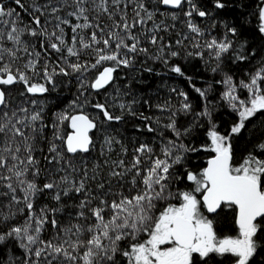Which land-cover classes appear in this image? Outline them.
Wrapping results in <instances>:
<instances>
[{"label":"trees","instance_id":"obj_1","mask_svg":"<svg viewBox=\"0 0 264 264\" xmlns=\"http://www.w3.org/2000/svg\"><path fill=\"white\" fill-rule=\"evenodd\" d=\"M48 2L49 0H21V7L14 0H0V3H3L6 8L15 10L13 17H5V19L15 20L17 27L24 28L25 25H28L31 28H36L37 26L31 20L32 16L36 15L40 16L41 27L47 28L51 32L56 21L52 19L50 8L45 11L44 15H41L33 7L34 5L43 6ZM68 2L71 4V0ZM192 2L208 15L200 17L193 12L192 17H187L185 15L189 10L187 0L177 9L162 7L161 0H143L148 11L153 13V17L151 20L145 18L143 24H137L132 29V34L139 40L138 49H147V51L131 53L126 49H121V55L129 56L131 64L116 66L115 62L106 61L97 69H90L84 73L83 78L86 83L83 89H81L78 79L80 73H72L69 69V75L59 74V66L67 68V65L60 60V56L67 55L66 53L61 54L50 49L49 41L44 36L34 37L27 33L22 36V40L27 43L30 52L40 53L39 63L36 65V72L40 75H35L31 70L25 69L24 65L32 57L23 51L18 52L19 59L13 65V70L15 71V68L19 67L21 71H26L29 76L33 77L30 82L46 83L49 88L46 93L32 94L26 92V86L20 82L2 86L6 93L7 108L2 106L0 113L8 111L11 115L12 111H16L17 116H23L24 113H21L19 109L25 108L29 116L38 111L42 116V121H36L34 124L36 132H33L32 126L17 125L29 138L27 143L32 145V155L37 161L35 167L40 170L39 175L35 177L29 171L26 179L34 180L40 187L53 179L59 183L60 177L65 174H68L70 179L76 182L81 179L85 180V192L69 191L68 195H64L63 190L68 185L60 184L59 189L45 190L35 197L34 210L56 209L55 212H47L48 222L40 234L41 240H51L53 243L59 244L68 238L63 231L65 228L75 224L86 228L94 223V218L88 208L98 206L101 198L111 201L118 199L120 193L125 196L134 195L136 190L142 186L139 179L135 188L131 185L130 180L134 171L128 173L123 181L119 177H112L109 174L113 170L123 171V168L116 167L113 162L123 160L124 166L130 167L133 157L136 155L135 149L141 144H147L153 148L152 155L154 156L161 155V145L169 140L183 144L189 149H196V151L178 153L183 157L182 161L170 169L167 181L168 190L173 195L165 200L155 202L156 215L169 204L179 205L181 199L178 193L191 191L195 187L193 182L187 180V172H201L206 166L207 159L214 154L209 150L211 144L210 138L207 136L208 119L197 115L205 107L211 112L216 131L224 136H230L234 166L242 163L249 152L256 151L255 145L264 142V110L258 111L255 116L249 118L240 133L231 134V127L238 122V112L223 98V93L226 91L223 80L226 75L231 76L237 85L235 94L239 99L248 100L251 96L247 89L239 87V82L242 80L248 82L249 75L264 62V33L259 31L261 24L259 11L264 0H220V3L225 5L223 8L216 7V0H192ZM52 3L59 6L58 0H52ZM126 3V9L124 3H121L120 8L126 10L131 22L134 16V3L133 0H126ZM108 5L109 11H113L112 0H108ZM84 6L90 9L86 13L89 22L99 23L101 27H106V30L113 25V20H110L107 15L92 10L90 0ZM73 10V7L65 6L58 15L69 19L71 24L83 23V19L77 20L75 17L67 16V13ZM15 14H18V19ZM141 15L143 16L144 13L142 12ZM114 20L120 22V15H116ZM189 20L202 30V35L194 33L188 28ZM157 25L159 27H156ZM61 26L64 28L65 39L70 44L71 25ZM233 27L237 30L235 35L228 33V29ZM0 28L5 32L10 30L3 24H0ZM91 31L93 29H84L82 32L78 30L86 41ZM226 34L227 38L232 41V48L222 54L219 61L210 58L209 50L204 47L205 41L213 38L219 41ZM97 35L98 37L100 35L98 30ZM153 35L157 37L156 44L150 43V38ZM177 40H181L182 43L176 44ZM41 42H43V48H41ZM126 42L133 43L131 40ZM196 42H199L200 48L194 47ZM3 43L6 47H12V43L7 40H4ZM241 44L244 45L242 49H240ZM99 47H103V45H99ZM112 47L114 48L115 45L112 44ZM173 51L178 55L171 56L170 53ZM89 52L88 49L81 50L79 60L95 63V57ZM197 53H203V55ZM238 53L244 55L246 59H237ZM76 61L77 57L69 58V63ZM45 63L49 65L50 71L52 68L56 69V74L53 76L54 86L44 80L42 70ZM217 63H219V67L213 72L212 68L216 67ZM106 65L116 68L112 82L104 89H92L91 82ZM174 66H179L182 74L173 72L171 69ZM261 86L264 87V84ZM195 88L204 90L205 95L201 97ZM181 93L187 95L186 101ZM33 101L37 103L33 104ZM73 101H76L79 107H71ZM185 102L191 105V110L188 112L182 110V104ZM97 103L105 104L112 115H120L123 118L120 121H107L100 110L94 107ZM121 104L125 105L123 109L119 107ZM164 105L167 107L163 108ZM81 111L93 119L97 127L91 130L92 143L89 146V151L69 153L64 144L65 136L70 131L69 120L59 123L57 129H53L52 125L60 113L66 112L73 115ZM173 114L178 130L183 133L184 129H191L186 135L182 134L180 137H176L170 128L165 127L170 123L169 117H172ZM41 124L44 125L42 130ZM149 126L152 128L151 131H149ZM57 134L63 139H55ZM106 139H111L110 146L105 143ZM16 143L20 145L19 155L24 159L27 153L23 138L17 137ZM52 143L57 146V151L63 156V160L49 162L51 156L54 155L49 151ZM125 149L126 151H124ZM174 154L176 153L174 152ZM260 158L264 159V156ZM141 160L140 167L142 169L149 166V161L143 155ZM56 169H64V171H55ZM85 171L87 177L84 175ZM93 175L96 176L95 179H92ZM100 183L104 184L103 189L98 187ZM5 191L7 189L0 186V193ZM57 191L61 193L59 201L54 199ZM17 195H22L19 189ZM201 196L202 194H197L198 199ZM91 197H96V199H91L88 208L80 209V202ZM7 203L8 200L0 196V210L7 212L8 209L4 207ZM16 207L23 208L24 206L21 204ZM80 211L85 212V217L78 216ZM201 211L213 221V228L218 239L239 236L235 205L222 204L215 213H208L201 206ZM27 215L28 210L24 208L23 213L18 212L14 218L0 222V232H6L11 227L22 224ZM108 215L109 213L106 211V218ZM53 218L57 221L55 228L51 224ZM257 223L260 225V230L254 237L257 242V251L250 259L249 264H264V218H260ZM75 232L76 229L73 228L72 234H70L72 240L77 239ZM88 235L87 232H81L79 239L86 240ZM141 238L146 239L147 235L142 233ZM121 246L126 245L122 242ZM36 247L37 245H32L33 250ZM69 251L73 250L69 249ZM83 251L81 249L78 254L75 252L73 254L82 256ZM10 258L14 264H24L26 258L25 250L19 247V242L13 238H8L5 242L0 243V262L9 264ZM36 259L32 256L28 260V264H32ZM60 259L64 258L61 256ZM39 260L40 264H45L44 256ZM193 260L194 264H233L236 257L231 254L210 253L208 257L201 258L198 254H193ZM53 264L56 262L53 261ZM65 264H69V262L66 261ZM76 264H83V262L78 260ZM117 264H124V258L119 257Z\"/></svg>","mask_w":264,"mask_h":264},{"label":"snow or ice","instance_id":"obj_2","mask_svg":"<svg viewBox=\"0 0 264 264\" xmlns=\"http://www.w3.org/2000/svg\"><path fill=\"white\" fill-rule=\"evenodd\" d=\"M21 6V0H14ZM164 5H172L180 7L185 0H161ZM189 10L185 13L187 17H192L195 12L200 17L208 15L203 10L197 8L192 0H187ZM89 3V0H58V5L53 4L49 0L48 4L40 6L34 5V10L44 15L45 11L50 8L52 19L56 21L53 30L49 32L47 28L41 27L40 16L33 15L31 20L36 28H31L25 25L24 28H19L15 20H6L5 17H13L15 10L8 9L3 3H0V24L6 25L10 30L5 32L0 28V106L7 108L6 93L2 86H10L17 82L23 83L26 86V92L32 94H43L49 91L46 83H35L33 77L29 76L26 71H21L19 67L13 70V65L19 59L18 52L23 51L28 56L32 57L24 65L25 69L31 70L35 75H40L36 72V65L39 63V52L29 51L28 45L22 40V36L27 33L31 36H44L48 41V47L57 53H66L61 55L60 60L67 65V68L59 66V74L69 75V69L72 73H80V87H85L84 73L90 69H97L106 61L115 62L116 66L131 64V58L127 55H121V49H126L131 53L137 51L146 52L147 49H138L139 40L132 34V29L137 24L145 23V18L151 20L153 13L148 11L143 3V0H133L134 16L131 22L128 19L126 8V0H112L113 11H109L108 0H90L92 10L108 16L113 20V25L110 28L101 27L99 23L89 22V17L86 15L89 8L84 5ZM124 3L125 9H121L120 5ZM65 6L73 7L74 10L67 13L69 17H75L77 20L83 19V23L71 24L69 19H64L58 13ZM225 5L216 0V7L223 8ZM144 13L142 16L141 13ZM18 19V14H15ZM120 15V22H116L114 17ZM98 19V17H97ZM259 19L262 22L259 31L264 33V7L260 8ZM61 25H71V41L65 39L64 28ZM156 27H159L158 25ZM188 28L197 34L202 35V30L193 24L190 20ZM39 29V31H38ZM93 29L87 41L78 30ZM99 32V37L97 35ZM236 28H229L228 33L236 34ZM107 37V38H105ZM7 40L12 43V47H6L3 43ZM131 40L129 44L126 41ZM150 43L156 44L157 37L151 36ZM181 40H177L176 44H181ZM112 44L115 47H112ZM79 45V47H77ZM103 45V47H99ZM240 45V49L243 48ZM41 42V48H43ZM194 47L200 48L199 42L194 44ZM204 47L209 50L210 58L219 61L222 54L227 53L232 48V41L227 38V34L221 40L213 38L205 41ZM83 49L90 50L89 54L95 57V63L88 61L81 62L79 60L80 51ZM214 50V51H213ZM46 51V50H45ZM163 51V49H161ZM203 55V53H197ZM171 56L178 55L177 52H171ZM70 57H77V61L69 63ZM159 58V57H158ZM239 60H244L246 57L242 54L236 56ZM167 62V61H165ZM219 67L212 68L215 72ZM175 73L182 74L179 66H174L171 69ZM115 67H104L99 71L90 84L92 89H104L113 80ZM44 80L47 83L53 84V76L56 74V69L49 70V65L45 63L42 70ZM223 83L226 85V91L223 93V98L226 99L231 107L238 112V122L231 127V134H238L245 127V122L255 116L258 111L264 110V62L260 64L250 75L248 82L240 81L239 87L247 89L251 96L245 101L239 99L235 94L237 85L234 83L231 76H225ZM195 91L201 97L205 95V91L195 88ZM185 101L187 95L181 93ZM37 103L36 101L32 102ZM71 107H79L76 101H73ZM99 109L107 121H120L123 117L120 115L114 116L111 114L105 104L97 103L94 105ZM121 109L124 104L119 105ZM161 107V106H158ZM164 105L163 108H166ZM130 110V106H129ZM182 110L188 112L191 110V105L187 102L182 104ZM19 111L24 113L23 116H17L16 111H12L9 115L8 111L0 113V186L7 191L0 193V196L6 198L8 203L4 205L8 209L7 212L0 210V222L8 221L19 212L23 213L24 208L28 210L27 218L20 225L11 227L6 232H0V243L5 242L8 238H13L19 242V247L26 252L24 264H28V260L32 256L37 259L32 264H40L39 258L44 256L45 264H76L82 261L83 264H117L118 258H124V264H194L193 254H198L201 258L208 257L210 253L231 254L236 257L235 264H249L250 259L257 251V242L254 239L257 232L260 230V225L256 223L257 218H264V142L255 145L256 151L249 152L238 166L232 164V145L230 136H224L216 131V126L212 122L211 112L207 107L198 116H203L208 119L209 130L207 136L210 138V149L215 155L208 160V166L199 173L187 172V180L194 183L195 187L191 191H183L178 193L181 202L179 206L169 204L156 215V201L165 200L172 196L168 190L167 181L170 176V169L174 165L182 161V156L178 154L181 151H196L189 149L183 144H178L175 141L169 140L160 147V156H154L153 148L147 144H141L135 149L131 166L125 167L123 160L113 162L116 167L123 168V171L117 172L113 170L110 176L119 177L123 181L124 177L134 171L130 183L135 188L139 179L142 185L136 190L134 195L125 196L123 193L118 194V199L111 201L99 199V204L96 207L88 208L91 199L96 197L86 198L80 202V209L88 208L91 216L94 218V223L86 228L80 224L72 225L65 228L63 231L65 236L61 243L56 244L51 240H41V232L44 225L48 222L47 212H55L56 209L40 208L34 210L35 197L42 194L45 190L59 189L60 184L68 185L63 190L64 195H68L69 191L76 193L85 192V180L81 179L76 182L70 179L68 174L60 177L59 183L50 180L42 187L34 180L26 179L29 171L35 177L39 175V168L35 167L36 159L32 155V145L27 143L28 137L25 136L21 127L32 126L33 132H36L34 124L36 121H42L41 113L35 112L30 116L27 115V109L20 108ZM144 119H147L144 117ZM64 120L71 121L73 131L66 137V148L69 153L77 151H89V145L92 143L89 132L97 127L93 119L82 111L78 114L69 115L68 113H60L56 117V122L52 125L53 129H57L59 123ZM170 123L165 127L170 128L176 137L182 134L186 135L191 129H184L183 133L177 129L175 115L169 117ZM44 127L41 124V130ZM152 128L149 126V131ZM23 138L25 142V151L27 153L24 159L19 155L21 147L16 143V138ZM55 139H63L58 134ZM105 143L111 145V139H106ZM15 145V146H13ZM49 151L54 153L49 162H58L63 160V156L57 151L55 143L50 145ZM126 151V149L124 150ZM174 152L176 154H174ZM144 156L149 161V166L141 168V156ZM162 157V158H161ZM71 166V165H69ZM55 171H64V169H56ZM75 171V169H73ZM95 171V169H94ZM87 177V172L84 173ZM96 176L93 175L92 179ZM110 183V181H109ZM99 188L103 189L104 184L100 183ZM19 189L22 195H17ZM109 194H111L109 192ZM197 194H202L201 198H197ZM54 199H61L60 191H57ZM23 204V208L16 207ZM235 205L238 209L237 224L239 227V236L225 237L218 239L213 228V221L201 211V206L208 213H215L221 208V205ZM106 211L109 213L106 218ZM79 217H85V212L80 211ZM53 228L57 226V221L51 220ZM73 228L76 229V240H72ZM81 232H87L86 240L79 239ZM147 235L146 239L141 238V234ZM122 242L126 246L122 247ZM32 245H37L33 250ZM67 245V247H65ZM72 249L73 251H69ZM83 249V255H77ZM73 252L77 254H73ZM64 259H60V257ZM3 264V262H0ZM9 264H14V261L9 259Z\"/></svg>","mask_w":264,"mask_h":264},{"label":"water","instance_id":"obj_3","mask_svg":"<svg viewBox=\"0 0 264 264\" xmlns=\"http://www.w3.org/2000/svg\"><path fill=\"white\" fill-rule=\"evenodd\" d=\"M161 5H162V7L170 8V9H177V8H179V7H175V6H172V5H164V4H162V2H161ZM104 67H111V66H110V65H106V66H104ZM104 67H103V68H104ZM103 68H102L100 71H102ZM1 107H2V106H0V109H1ZM75 114H78V113H75ZM84 114H85V113H84ZM73 115H74V114H73ZM86 115H87V114H86ZM89 118H90V117H89ZM90 119H91V118H90ZM69 127H70V131L67 133V135L70 134V133L73 131V129L71 128V121H70V120H69ZM90 133H91V130H90V132H89V136L91 137ZM67 135L65 136V140H64L65 147H66V137H67ZM89 146H90V145H89ZM66 149H67V148H66ZM77 152H82V151H77ZM214 155H215V153L212 154V155L207 159V162H208V160L211 159ZM207 162H206V166H205V167L208 166ZM235 207H236V206H235ZM236 210H237V217H238V209H237V207H236ZM258 219H259V218H257V220H258Z\"/></svg>","mask_w":264,"mask_h":264},{"label":"rangeland","instance_id":"obj_4","mask_svg":"<svg viewBox=\"0 0 264 264\" xmlns=\"http://www.w3.org/2000/svg\"><path fill=\"white\" fill-rule=\"evenodd\" d=\"M262 7H264V4H263V6ZM262 23V22H261ZM262 87V86H261ZM245 101H247V100H245ZM210 144H211V141H210ZM176 206H179V205H176Z\"/></svg>","mask_w":264,"mask_h":264},{"label":"flooded vegetation","instance_id":"obj_5","mask_svg":"<svg viewBox=\"0 0 264 264\" xmlns=\"http://www.w3.org/2000/svg\"><path fill=\"white\" fill-rule=\"evenodd\" d=\"M237 218H238V217H237ZM259 219H260V218H259ZM259 219H258V220H259ZM258 220H257V221H258ZM257 221H256V223H257ZM233 264H235V262H234Z\"/></svg>","mask_w":264,"mask_h":264},{"label":"bare ground","instance_id":"obj_6","mask_svg":"<svg viewBox=\"0 0 264 264\" xmlns=\"http://www.w3.org/2000/svg\"><path fill=\"white\" fill-rule=\"evenodd\" d=\"M165 8V7H164Z\"/></svg>","mask_w":264,"mask_h":264}]
</instances>
